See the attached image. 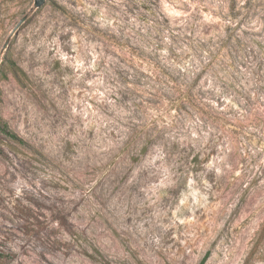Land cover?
<instances>
[{
  "label": "rangeland",
  "instance_id": "374dc122",
  "mask_svg": "<svg viewBox=\"0 0 264 264\" xmlns=\"http://www.w3.org/2000/svg\"><path fill=\"white\" fill-rule=\"evenodd\" d=\"M35 2L0 0V264H264V0Z\"/></svg>",
  "mask_w": 264,
  "mask_h": 264
},
{
  "label": "trees",
  "instance_id": "16d2710c",
  "mask_svg": "<svg viewBox=\"0 0 264 264\" xmlns=\"http://www.w3.org/2000/svg\"><path fill=\"white\" fill-rule=\"evenodd\" d=\"M11 63V69H12V72L15 74V75H18L19 73H23L25 75V73L23 72V70L15 63V62H10ZM172 78V77H171ZM179 96L175 99L176 101V107L177 108H181V107H184L185 103L187 102H190V98H189V89H186V90H180L178 92ZM8 127H7V124H4L2 130L5 131L6 133L10 134L13 138L17 139L18 136L16 134H12L10 133L8 130ZM146 150V147L143 149V151ZM262 237H264V222L261 226V229L258 233V240L261 239ZM210 255V252H207L206 255L202 258V260L199 262V264H205L208 257ZM249 261V259H246L245 263L244 264H247Z\"/></svg>",
  "mask_w": 264,
  "mask_h": 264
},
{
  "label": "water",
  "instance_id": "95a60500",
  "mask_svg": "<svg viewBox=\"0 0 264 264\" xmlns=\"http://www.w3.org/2000/svg\"><path fill=\"white\" fill-rule=\"evenodd\" d=\"M44 2H45V0H36V2H35V6H36V7H40L42 4H44ZM24 20H25V18H23V19L19 22V24L16 26V29H18V28L20 27V25L24 22ZM16 29H15V30H16ZM8 44H9V39L5 42V44H4V46H3V49H6L7 46H8Z\"/></svg>",
  "mask_w": 264,
  "mask_h": 264
}]
</instances>
